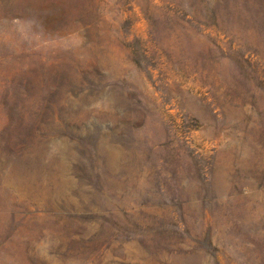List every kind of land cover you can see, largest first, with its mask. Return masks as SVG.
<instances>
[{
  "label": "rangeland",
  "instance_id": "rangeland-1",
  "mask_svg": "<svg viewBox=\"0 0 264 264\" xmlns=\"http://www.w3.org/2000/svg\"><path fill=\"white\" fill-rule=\"evenodd\" d=\"M0 264H264V0H0Z\"/></svg>",
  "mask_w": 264,
  "mask_h": 264
},
{
  "label": "bare ground",
  "instance_id": "bare-ground-1",
  "mask_svg": "<svg viewBox=\"0 0 264 264\" xmlns=\"http://www.w3.org/2000/svg\"><path fill=\"white\" fill-rule=\"evenodd\" d=\"M64 158V157H63ZM115 159V158H114ZM106 161V160H105ZM64 171V170H63ZM65 201V200H64ZM66 202V201H65Z\"/></svg>",
  "mask_w": 264,
  "mask_h": 264
}]
</instances>
